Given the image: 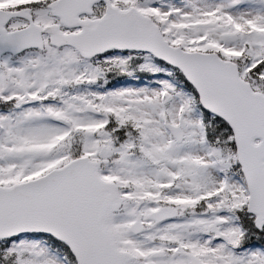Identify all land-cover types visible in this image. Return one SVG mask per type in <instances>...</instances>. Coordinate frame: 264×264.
I'll use <instances>...</instances> for the list:
<instances>
[{
    "label": "snow or ice",
    "instance_id": "6c2138e0",
    "mask_svg": "<svg viewBox=\"0 0 264 264\" xmlns=\"http://www.w3.org/2000/svg\"><path fill=\"white\" fill-rule=\"evenodd\" d=\"M0 264H264V0H0Z\"/></svg>",
    "mask_w": 264,
    "mask_h": 264
}]
</instances>
